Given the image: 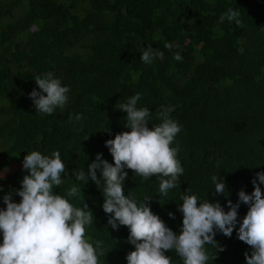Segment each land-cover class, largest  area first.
<instances>
[{"label": "trees", "instance_id": "trees-1", "mask_svg": "<svg viewBox=\"0 0 264 264\" xmlns=\"http://www.w3.org/2000/svg\"><path fill=\"white\" fill-rule=\"evenodd\" d=\"M20 2L0 0V208L6 207L3 195L20 188L27 174L23 168L6 172L10 164L20 161L22 167L31 151L49 157L59 151L69 174H62L54 192L77 207L84 199L92 209L95 220L86 226V239L93 246L102 242L107 253L100 264H127L134 250L129 229L108 224L96 184L89 180L79 197L66 194L81 187L72 172L87 173L97 153L114 163L105 141L127 130L126 113L116 106L136 93L137 107L152 112L149 127L161 122V106H174L170 115L181 131L172 146H180L184 172L180 188L159 197L162 177L145 180L126 169L125 195L138 203L153 196V213L179 233L182 195L219 200L227 211L228 199L236 203L241 189L253 191V178L264 172V0H26L18 7ZM229 8L239 11L238 26L220 21ZM148 44L164 52L163 61L142 62ZM177 52L182 60L174 58ZM47 72L70 89L66 106L52 115L36 112L28 95L39 91L34 78ZM77 114L83 118L76 120ZM108 126L111 133L101 131ZM213 175L224 179L227 197L213 194ZM247 211L241 203L239 221ZM215 239L225 250L208 264H246L244 253L250 255L251 248L235 229L231 237L217 232ZM165 255L171 264H183L174 250Z\"/></svg>", "mask_w": 264, "mask_h": 264}, {"label": "clouds", "instance_id": "clouds-1", "mask_svg": "<svg viewBox=\"0 0 264 264\" xmlns=\"http://www.w3.org/2000/svg\"><path fill=\"white\" fill-rule=\"evenodd\" d=\"M239 15V11L229 8L221 15L220 21H235L238 26ZM172 47L171 43L165 44V48ZM174 58L182 60L179 52ZM140 59L146 64H152L156 59L163 61L164 52L148 44ZM34 79L39 91L33 89L28 95L36 112L52 115L56 109L66 106L70 89L63 86L52 72L43 77L37 75ZM140 99L141 94L136 93L126 103L116 106L126 113L124 127L127 130L105 141L114 163L97 153L88 164L87 173L84 170L72 172L81 187H71L67 197H79L82 186L89 180L96 184L104 197L102 208L109 214L108 224L115 230L120 226L129 229L127 242L134 245V250L127 254V264H171V257L165 253L173 250L182 258L183 264H208L210 259L214 260L225 250L215 239L217 232L231 237L234 229L238 239L251 248L250 255L244 253L246 264H264V192L261 189L264 172L256 173L250 194L241 189L236 203L227 200V211L219 200L199 202L194 194L182 195V203L178 204L182 213L179 233L153 213L150 207L153 196H145L138 203L134 197L125 195L126 169L145 180L152 176L162 177L159 197H166L169 190L180 188V177L184 172L177 159L180 146H172L181 131V126L170 115L174 106H161L157 113L161 122L149 127L152 112L147 107H137ZM82 118L81 114L75 116L76 120ZM101 131L111 133L109 126ZM22 168L27 174L20 182L21 187L5 193L3 203L6 207L0 208V233L3 236L0 264H100L99 257H105L107 253L102 242L97 240L93 246L86 239V226H91L95 220L92 209L84 199L77 207L54 192L63 183L62 174H69L59 151L53 152L51 157L31 151L24 156ZM0 179H4V174ZM211 179L213 194L227 197L229 193L224 179L220 175H213ZM184 192L187 193L188 189ZM14 195L21 198L19 202L13 199ZM241 203L248 205V211L239 221ZM169 216L174 218V213L169 212ZM206 245L216 249L214 255L208 253Z\"/></svg>", "mask_w": 264, "mask_h": 264}, {"label": "rangeland", "instance_id": "rangeland-1", "mask_svg": "<svg viewBox=\"0 0 264 264\" xmlns=\"http://www.w3.org/2000/svg\"><path fill=\"white\" fill-rule=\"evenodd\" d=\"M5 1H8V0H5ZM25 3H26V0H21V2H20V5H18V7L19 6H25ZM17 10V8H15V11ZM21 163H20V161L19 162H13L12 164H10L6 169H5V171L7 172V169L9 168L10 170L11 169H14L12 172H14L15 170H19V171H21V169H22V167H21V165H20ZM11 172V173H12Z\"/></svg>", "mask_w": 264, "mask_h": 264}]
</instances>
